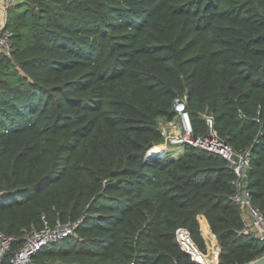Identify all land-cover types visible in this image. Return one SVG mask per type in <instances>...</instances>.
I'll return each mask as SVG.
<instances>
[{
	"label": "trees",
	"instance_id": "trees-1",
	"mask_svg": "<svg viewBox=\"0 0 264 264\" xmlns=\"http://www.w3.org/2000/svg\"><path fill=\"white\" fill-rule=\"evenodd\" d=\"M0 53V228L81 220L77 237L33 262L199 264L176 232L219 264H248L264 243L231 200L221 155L165 141L183 102L191 133L250 150L246 187L264 214V0H18ZM203 220H206L204 227Z\"/></svg>",
	"mask_w": 264,
	"mask_h": 264
},
{
	"label": "built area",
	"instance_id": "built-area-1",
	"mask_svg": "<svg viewBox=\"0 0 264 264\" xmlns=\"http://www.w3.org/2000/svg\"><path fill=\"white\" fill-rule=\"evenodd\" d=\"M16 1L18 0H2V5L0 6V10L3 14L2 23L0 24V53L10 54L11 51L10 32L5 30L4 26L6 10ZM175 106L177 111L184 116L186 132L184 134L173 135L167 140L177 145L190 143L198 148L217 153L231 164L235 174L233 179L235 192L230 198L240 207L243 218V226L239 230V233L250 234L264 243V214L252 202L246 187V179L250 168L249 148L236 151L229 143L219 138L213 128V120L211 117H207L206 119L208 122V131L204 135H192L191 129L188 128L185 120L183 102L177 100ZM43 223V227L41 228L33 227L30 230L24 231L21 238L10 236L0 228V264L33 263V255L44 246L65 237H77L76 228L80 225L81 220L67 222L57 221L53 225H50L44 219ZM207 231L208 234H205L208 241L207 251L201 250L184 228L176 232V238L180 247L190 254L197 263L219 264L220 245L217 238L208 229ZM263 256L264 251L261 257Z\"/></svg>",
	"mask_w": 264,
	"mask_h": 264
},
{
	"label": "rangeland",
	"instance_id": "rangeland-1",
	"mask_svg": "<svg viewBox=\"0 0 264 264\" xmlns=\"http://www.w3.org/2000/svg\"><path fill=\"white\" fill-rule=\"evenodd\" d=\"M159 127L166 138V140L162 143L163 149H167L169 151L181 149V145H177L176 143L173 144L167 139H169L173 135L184 134L186 132V125L183 114L181 115L178 112V114L172 120L161 119L159 121ZM204 234H208L207 229L204 230Z\"/></svg>",
	"mask_w": 264,
	"mask_h": 264
},
{
	"label": "water",
	"instance_id": "water-1",
	"mask_svg": "<svg viewBox=\"0 0 264 264\" xmlns=\"http://www.w3.org/2000/svg\"><path fill=\"white\" fill-rule=\"evenodd\" d=\"M185 120H186V123H187V126L189 129H191V124H190V119H189V115L188 113L185 111ZM30 264H59V263H50V262H33V263H30ZM248 264H264V256L261 257V258H258Z\"/></svg>",
	"mask_w": 264,
	"mask_h": 264
},
{
	"label": "bare ground",
	"instance_id": "bare-ground-1",
	"mask_svg": "<svg viewBox=\"0 0 264 264\" xmlns=\"http://www.w3.org/2000/svg\"><path fill=\"white\" fill-rule=\"evenodd\" d=\"M165 148V147H164ZM163 149L162 143L160 144H156L151 148L150 152H158L161 151Z\"/></svg>",
	"mask_w": 264,
	"mask_h": 264
},
{
	"label": "crops",
	"instance_id": "crops-1",
	"mask_svg": "<svg viewBox=\"0 0 264 264\" xmlns=\"http://www.w3.org/2000/svg\"><path fill=\"white\" fill-rule=\"evenodd\" d=\"M2 5V0H0V6ZM2 18H3V14H2V11L0 10V24L2 23ZM203 223H204V227H206L207 223H206V220H203Z\"/></svg>",
	"mask_w": 264,
	"mask_h": 264
}]
</instances>
